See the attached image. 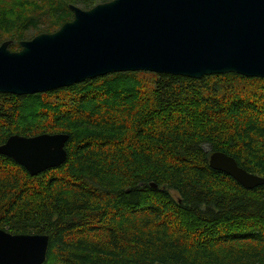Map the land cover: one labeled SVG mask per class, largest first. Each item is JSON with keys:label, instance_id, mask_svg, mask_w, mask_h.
Segmentation results:
<instances>
[{"label": "trees", "instance_id": "16d2710c", "mask_svg": "<svg viewBox=\"0 0 264 264\" xmlns=\"http://www.w3.org/2000/svg\"><path fill=\"white\" fill-rule=\"evenodd\" d=\"M109 1L0 0V46ZM40 134L68 135L67 161L31 176L0 155V229L49 236L44 264H264V186L209 164L223 152L264 177V79L128 72L0 94V145Z\"/></svg>", "mask_w": 264, "mask_h": 264}, {"label": "water", "instance_id": "95a60500", "mask_svg": "<svg viewBox=\"0 0 264 264\" xmlns=\"http://www.w3.org/2000/svg\"><path fill=\"white\" fill-rule=\"evenodd\" d=\"M74 15L57 32L0 46V94L29 96L114 73L149 72L191 79L236 74L264 79V0H111ZM65 134L11 136L0 155L31 176L67 161ZM211 169L252 190L264 177L223 152ZM152 187H156L151 184ZM49 236L0 229V264H44Z\"/></svg>", "mask_w": 264, "mask_h": 264}, {"label": "rangeland", "instance_id": "374dc122", "mask_svg": "<svg viewBox=\"0 0 264 264\" xmlns=\"http://www.w3.org/2000/svg\"><path fill=\"white\" fill-rule=\"evenodd\" d=\"M101 1H102V0H99V2H101ZM8 4H9V3H8ZM29 40H30V39H29ZM249 90H250V89H249ZM207 150H208V148H207ZM212 154H213V153H212ZM212 154H211V155H212ZM171 193H172V195H173L175 198L178 197L177 194H176L174 191H171Z\"/></svg>", "mask_w": 264, "mask_h": 264}, {"label": "bare ground", "instance_id": "6f19581e", "mask_svg": "<svg viewBox=\"0 0 264 264\" xmlns=\"http://www.w3.org/2000/svg\"><path fill=\"white\" fill-rule=\"evenodd\" d=\"M22 49V48H21ZM20 51V50H19ZM156 74V73H155ZM110 75V74H109ZM104 77V76H103ZM86 82V81H85ZM84 83V82H83ZM80 84H82V83H80ZM77 85V84H76ZM74 86V85H73ZM71 87V86H70ZM68 88V87H67ZM47 93V92H46ZM41 94V93H40ZM66 135V134H65ZM69 141V140H68ZM67 151V150H66ZM211 157V156H210ZM209 162H210V160H209ZM210 164V163H209ZM62 166V165H61ZM53 169V168H52ZM50 170V169H49ZM237 182V181H236ZM241 185V184H240ZM242 186V185H241ZM243 187V186H242ZM244 188V187H243ZM247 190V189H246Z\"/></svg>", "mask_w": 264, "mask_h": 264}]
</instances>
